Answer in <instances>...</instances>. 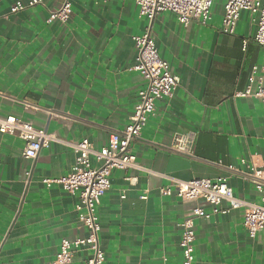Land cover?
I'll return each instance as SVG.
<instances>
[{
  "label": "crops",
  "instance_id": "crops-1",
  "mask_svg": "<svg viewBox=\"0 0 264 264\" xmlns=\"http://www.w3.org/2000/svg\"><path fill=\"white\" fill-rule=\"evenodd\" d=\"M28 1L0 0V116L21 118L57 140L27 159L26 141L0 132V264H49L63 239L88 235L76 212L79 197L44 179L71 172L73 143L88 139L100 149L126 129L148 83L134 69L133 37L149 24L134 0H70L65 23L48 19L66 0L11 12ZM225 1H214L207 25L184 26L173 12L152 23L159 55L180 84L156 102L132 145L141 168L111 173L97 208L104 264H182L181 223L197 204L177 195V180L227 177L236 197L261 202L247 175L264 170L263 103L239 93L253 77L257 88L254 67L264 66V47L249 11L234 34L224 31ZM189 131L196 133L193 156L171 152L174 133ZM162 187L173 194H161ZM244 215L239 208L196 218L193 264H264V229L252 237ZM90 255L82 249L70 264H86Z\"/></svg>",
  "mask_w": 264,
  "mask_h": 264
},
{
  "label": "built area",
  "instance_id": "built-area-1",
  "mask_svg": "<svg viewBox=\"0 0 264 264\" xmlns=\"http://www.w3.org/2000/svg\"><path fill=\"white\" fill-rule=\"evenodd\" d=\"M134 1L139 7L140 17L149 21L144 34L133 37L137 49V64L134 69L141 72L148 83L139 91V103L126 129L111 133L108 143L100 149H96L88 139L73 143L76 158L71 172L59 178L44 179L47 186L59 184L70 194L79 197L76 212L78 219L88 231V235L84 238L63 239L55 260L49 264H70L76 253L82 249H87L91 253L86 264H104L106 256L100 242L102 227L97 208L102 196L111 188V173L114 169L141 168L137 155L132 151V145L142 136L149 117L155 112L156 102L172 97L180 84V78L173 72L170 64L159 55L152 34V23L158 15L173 12L184 26H188L192 21L207 25L212 18V6L215 0ZM40 4H43V0L20 2L12 7L11 12L17 13L27 7ZM242 11H249L254 16L258 25L255 41L264 47V0H226L223 14L224 31L230 34L235 33ZM72 13V3L66 0L58 9L51 12L48 22L55 20L68 22ZM258 70L261 76L258 79L257 88L253 89L255 82L253 77L248 88L239 95L259 97L264 108V66L260 69L257 66L254 67V73ZM0 132L18 135L25 140L24 156L27 159L37 158L44 147L48 146L52 140H57L55 135L48 133L46 129L36 128L32 123L12 115L0 116ZM195 145V132H176L168 149L173 153L191 157L194 154ZM247 176L255 183L261 194L260 203H251L236 197L227 177H219L215 180L197 178L175 182L178 186L177 195L197 204L181 223L182 264H193L194 262L196 218L209 219L213 215L226 214L231 210L244 208V226L249 234L254 237L264 229V170L253 167ZM160 191L163 195L173 194L170 187H162ZM224 202L227 203L226 207L222 206ZM204 204L210 205L211 210L207 211Z\"/></svg>",
  "mask_w": 264,
  "mask_h": 264
}]
</instances>
